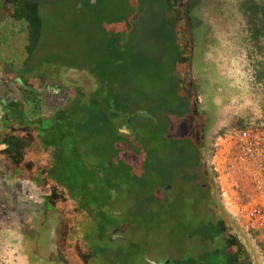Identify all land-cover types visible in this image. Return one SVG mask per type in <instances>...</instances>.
I'll return each mask as SVG.
<instances>
[{
    "label": "rangeland",
    "instance_id": "obj_1",
    "mask_svg": "<svg viewBox=\"0 0 264 264\" xmlns=\"http://www.w3.org/2000/svg\"><path fill=\"white\" fill-rule=\"evenodd\" d=\"M100 1L91 0L86 9L78 0L66 1L63 11L61 7L54 13L52 31L58 34L34 46L37 59L41 55L56 62L40 81L49 83L45 89L56 95L64 90L70 98L69 88L77 84L87 91L96 86L88 99L102 106L88 108L90 116L80 117L81 131L69 140L70 149L79 139V175L72 174L63 188L68 196L77 194L84 200L78 203V217L74 211H60V225L54 228L60 234L54 239L62 244L66 234L74 239L67 248L58 250L53 244L47 250L48 225L53 221L42 213L34 216L39 225L33 232L25 224L31 220L24 217L16 233L0 235V264H150L146 257L157 264H184L193 255L195 224L183 222L159 183L166 157L161 143L171 133L164 114L180 103L176 98H184L175 73L182 55L192 68L186 72L191 79L182 80L183 89L209 119L203 158L207 169L219 132L230 125L264 123V82L257 78L264 68V11L254 17L242 11L246 3L264 9V0H194L204 34L199 32L197 40L194 33V38L188 34L182 8L177 12L179 27L169 11L172 5L163 9L166 0H114V9L104 5L109 10L104 14ZM174 27L182 39L171 31ZM254 27L260 30L256 38ZM89 62L94 65L85 67ZM58 63L70 67L52 69ZM156 125L158 132L152 130ZM234 174L223 171L219 179L209 170L223 219L247 246L245 234H251L240 216L241 194V206L236 202L228 207L220 198L219 181L228 188ZM233 182L238 185L237 179ZM248 248L241 258L252 255L255 261L254 248Z\"/></svg>",
    "mask_w": 264,
    "mask_h": 264
},
{
    "label": "crops",
    "instance_id": "obj_2",
    "mask_svg": "<svg viewBox=\"0 0 264 264\" xmlns=\"http://www.w3.org/2000/svg\"><path fill=\"white\" fill-rule=\"evenodd\" d=\"M66 1L0 0V235L16 233L18 222L24 217L31 220L25 223L28 226L26 228L35 232L39 224H34V216L42 213L53 221L52 225L47 223L48 229L52 230L47 234V250L53 244L57 249L59 246L67 248L73 240L67 234L62 240L64 244L58 238L54 239V236L60 234L54 228L58 229L60 225L58 217L61 210L63 215L73 211L79 213L78 203L84 200L77 194L68 196L63 188V185L69 183L65 180L71 179L72 174L79 175L76 167L80 156L77 146L79 139H74L76 142L70 149L69 140L81 131L77 127L81 125L80 117L84 114L90 116L88 108L102 107L97 106L98 101L88 99L91 91H97L96 86L90 91L73 86L69 88L68 98L64 90L56 95L54 90L45 89L49 83L40 82L45 79L44 75H49V68L56 62H50L48 58L44 59L47 56L41 55L37 59L34 46L37 43L44 45V42L58 34V30L52 31L54 13L62 6L65 7ZM90 1L78 0L85 4V9ZM99 1L95 0L96 4ZM101 1L102 8L99 10L103 14L109 12L108 8L114 9V0L111 6L108 3L110 0ZM167 1V7L172 5L171 11L175 12L176 17L181 8L184 14L186 0ZM177 19L179 23L180 18ZM178 34L182 39L180 31ZM78 60L83 61L82 58ZM87 65L94 63H85V67ZM64 66V63H58L52 69ZM56 171L58 176H55ZM234 178L238 180L243 199L255 197L256 202L264 206V192H255L248 181L242 179L241 170L235 172ZM234 178H230L232 183ZM77 217H74L75 220ZM23 226L22 222L18 228L21 233ZM231 229L236 235L235 229ZM252 234L251 237L245 234L247 246L243 243L241 246L246 252L249 251L248 247L254 248L255 261L251 260L252 255H248L249 260L238 255L239 259L236 257L233 264H264V228ZM241 241L246 242L244 239Z\"/></svg>",
    "mask_w": 264,
    "mask_h": 264
},
{
    "label": "flooded vegetation",
    "instance_id": "obj_3",
    "mask_svg": "<svg viewBox=\"0 0 264 264\" xmlns=\"http://www.w3.org/2000/svg\"><path fill=\"white\" fill-rule=\"evenodd\" d=\"M185 11L186 7L183 20ZM201 125L206 130L209 123L205 121ZM171 130L173 132L165 134L166 140L161 143L166 157L162 161L159 183L164 198L176 205V213L183 222L187 225L195 224V233L192 235H195L193 238L197 243L186 264H233L244 249L238 237L233 234L230 223L226 225V219H223L221 209L214 200L212 180L203 156H197L199 153L201 156L200 151H205L207 130L200 146H194L192 138L195 135L192 130Z\"/></svg>",
    "mask_w": 264,
    "mask_h": 264
},
{
    "label": "built area",
    "instance_id": "obj_4",
    "mask_svg": "<svg viewBox=\"0 0 264 264\" xmlns=\"http://www.w3.org/2000/svg\"><path fill=\"white\" fill-rule=\"evenodd\" d=\"M258 122L230 125L219 132L212 145L208 170L220 179L223 171L229 176L240 168L242 179L247 180L255 192L261 193L264 192V123ZM227 158L229 161L225 164ZM219 192L228 207H235L237 203L241 206L238 198L241 192L237 184L224 188L219 181ZM239 211L240 216L246 219L244 229L249 234L264 228V206L258 204L255 197L242 198Z\"/></svg>",
    "mask_w": 264,
    "mask_h": 264
},
{
    "label": "trees",
    "instance_id": "obj_5",
    "mask_svg": "<svg viewBox=\"0 0 264 264\" xmlns=\"http://www.w3.org/2000/svg\"><path fill=\"white\" fill-rule=\"evenodd\" d=\"M167 3H168V1L166 0V2L163 4V9L168 10ZM185 7H186V11H185L186 14L184 15L185 16V20H183V23L185 24L186 29L188 30V34L191 35L194 38V35H193V33H194L195 37H196V40H197V38L199 37V32H201V34H203V30H202V27H201L202 24L199 23L200 20H199V17L197 15V12H196V11H198V6L194 2V0H186ZM242 7H243L242 11L243 12L245 11L251 17L257 16L260 12L264 11L263 6H259V5H256V4H250V5L248 4L247 5V3H246V4H242ZM169 11L172 14H175V12H173L171 10H169ZM182 17H183V15H182ZM179 26L180 25L178 23V27ZM178 27L177 28L174 27V29H171V31L175 32L176 34H178V32H179V28ZM199 29H201V31H199ZM253 30H254L253 32H254V35H255L254 37L255 38L258 37L259 34H260V30L256 31V27H254ZM201 41H203V39ZM180 42L181 41L178 42V45L180 44ZM203 43H204V41H203ZM196 44H197V42H196ZM176 63L177 64H176V70H175L176 72L175 73L177 75L178 84L180 85V89L182 91V94H183L184 98H176V99H179L180 103H176L175 107H172V108H169V109L166 110L164 115H168L166 117V119L168 118V120L165 123V126L167 127L166 129L168 131H172V132H173V130H171V129H173L175 126H178V125H181V128L177 127V129L179 131L183 130V131H187L188 132V131L192 130V132L195 135L192 138L193 144H194V146L195 145L200 146L201 143L204 140L205 131L208 129V127H206V130H204L202 128L201 123H205V121L207 123H209V119L204 117V114H205L204 111H201V109L198 108V105H196V103L193 101V99H192L193 95L191 94L190 96H188L186 94V92L184 91V89H183L184 85L182 84V80L183 79H188V80L191 79L190 75H189L190 78H187V73H188L187 71L188 70L191 71V69H192L191 68V62H189V61L183 62V55H182L180 57V60H178ZM192 63H193V60H192ZM257 78L259 80H261L262 82H264V68L260 71V73H258ZM75 86L82 87V85H80V84H77ZM180 89L178 91L179 95H180ZM185 97H186V99H185ZM197 114H198V118H196V120L198 119V122L195 120V117H197ZM176 122L180 123V124L176 125ZM160 129H161L160 126H157V125H156V127L152 128V130H155V131L157 130V132L160 131ZM200 152H201V156H200V153L197 156L198 157H202L203 156V158H204L205 151H200ZM76 228H77V226L75 225L74 228H73V231ZM72 239H74V238H72ZM184 264H186V261H184Z\"/></svg>",
    "mask_w": 264,
    "mask_h": 264
},
{
    "label": "water",
    "instance_id": "obj_6",
    "mask_svg": "<svg viewBox=\"0 0 264 264\" xmlns=\"http://www.w3.org/2000/svg\"><path fill=\"white\" fill-rule=\"evenodd\" d=\"M125 131V130H123ZM126 132V131H125ZM146 260L150 263V264H157L156 262L150 261V259L148 257H146Z\"/></svg>",
    "mask_w": 264,
    "mask_h": 264
}]
</instances>
